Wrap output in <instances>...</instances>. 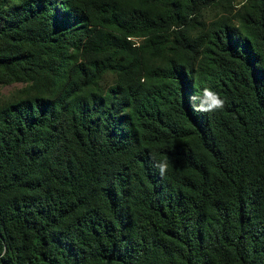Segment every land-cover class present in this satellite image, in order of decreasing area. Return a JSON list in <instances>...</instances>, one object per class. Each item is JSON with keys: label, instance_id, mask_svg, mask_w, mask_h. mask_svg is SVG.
Wrapping results in <instances>:
<instances>
[{"label": "trees", "instance_id": "1", "mask_svg": "<svg viewBox=\"0 0 264 264\" xmlns=\"http://www.w3.org/2000/svg\"><path fill=\"white\" fill-rule=\"evenodd\" d=\"M17 85L0 264H264V0H0Z\"/></svg>", "mask_w": 264, "mask_h": 264}, {"label": "clouds", "instance_id": "2", "mask_svg": "<svg viewBox=\"0 0 264 264\" xmlns=\"http://www.w3.org/2000/svg\"><path fill=\"white\" fill-rule=\"evenodd\" d=\"M196 99V97H193ZM200 104L196 109L197 111L202 112H215L217 110H221L224 107L225 101L221 98L220 94L209 89L204 88L202 94L199 97ZM159 168L160 174L163 175L168 168L167 162H161L157 165Z\"/></svg>", "mask_w": 264, "mask_h": 264}, {"label": "rangeland", "instance_id": "3", "mask_svg": "<svg viewBox=\"0 0 264 264\" xmlns=\"http://www.w3.org/2000/svg\"><path fill=\"white\" fill-rule=\"evenodd\" d=\"M11 2H16V0H10ZM245 0H237L238 3H242ZM216 11H210L208 12V17H211L213 15H215ZM109 81L111 82V79H109ZM19 86H13V87H0V96H7L9 94H11L16 88H18Z\"/></svg>", "mask_w": 264, "mask_h": 264}]
</instances>
